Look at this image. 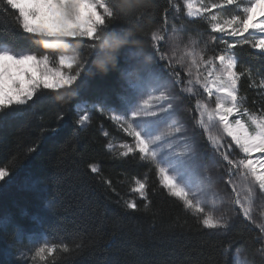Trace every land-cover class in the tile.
I'll return each mask as SVG.
<instances>
[{"label":"trees","instance_id":"obj_1","mask_svg":"<svg viewBox=\"0 0 264 264\" xmlns=\"http://www.w3.org/2000/svg\"><path fill=\"white\" fill-rule=\"evenodd\" d=\"M173 3L153 0L114 22L109 31L127 39L111 61L101 67L85 48L74 92L46 90L0 123V168L9 171L0 181V264H235L233 249L249 264H264V236L242 214L222 233L206 229L201 216L162 187L153 164L141 162L138 154L121 158L108 147L119 136L98 107H122L127 54L150 50L152 33L166 26ZM129 20L137 29L128 31ZM18 23V13L0 0V49L45 54L43 41L19 31ZM187 23L202 26L197 19ZM247 40L235 50L238 71L249 73L238 83L240 108L264 114V54ZM70 71L75 74V66ZM79 104L92 107L84 112L90 119L83 126L77 124ZM136 180L146 182L147 199L132 191ZM129 201L137 209H128ZM45 243L70 251L33 261Z\"/></svg>","mask_w":264,"mask_h":264},{"label":"snow or ice","instance_id":"obj_2","mask_svg":"<svg viewBox=\"0 0 264 264\" xmlns=\"http://www.w3.org/2000/svg\"><path fill=\"white\" fill-rule=\"evenodd\" d=\"M4 2L14 13H18V30L30 37H38L48 51L45 54L16 52L11 46L0 49V123L13 113L22 111L24 106H28L34 98L44 95L46 90L65 89L74 92L79 87L78 77L81 75L79 70L84 67V49L94 52L97 63L104 67L113 59L115 50L127 39L125 34L110 32V26L116 21L129 19L138 8L151 5L153 0H4ZM241 2L242 0H223V4L211 5L212 9L217 10L224 6L237 7V14L223 19V22L220 15H210L207 22L210 24L211 33L220 34L213 39L219 40L224 48L219 54L206 56L205 42V48L199 52H186V55L191 57V66L187 70L190 79L186 91L189 96L194 95L195 86H198L209 98L215 97L214 108L208 102L196 100V111L199 112L196 124L208 133V142L226 162L229 175L233 174V169L239 170L244 192L233 184L232 203L238 206L239 213L245 220L252 221L254 189L258 187L259 191L264 193V171L261 170L264 169V156L255 159L252 157L254 152L264 154V115L245 110L243 115L248 116L250 124L241 119L230 120V117L234 113L237 116L241 115L242 98L239 96L238 83L244 76L249 75L247 71H238L239 58L235 50L248 43L245 33L249 35L264 33V20H257V17H264V0H248L243 7H239ZM185 3L189 18L200 17L202 12L209 11L203 6L193 11L192 0H185ZM129 22L131 25L129 32L137 29L136 22L130 20ZM225 37L236 39L229 41ZM171 39L175 54L179 49L180 38L174 33ZM152 40L155 48L157 43L165 40V36L160 31H154ZM85 41L92 43L86 44ZM251 47L264 54V38L257 39ZM135 55L139 57L143 54ZM148 58L152 59V56L149 55ZM159 59L163 61L170 58L161 53ZM181 63L183 57L177 59V64ZM200 65L207 69L203 78L199 75ZM73 66L76 68L75 74H71L70 71ZM192 66L197 68L194 78H191ZM171 75L175 78L173 83L184 84L180 73L174 68ZM126 80L131 94L124 101V114L111 117L132 139L131 144L120 145L125 149L120 153V157L138 154L141 162L154 163L162 187L170 196L179 198L185 209L201 215L203 218L199 222L204 228H229L227 221L205 213L204 204L195 199L198 192L193 191L191 180L185 178L188 169L199 165L196 164L193 145L183 135L184 126L171 121L175 111V105L171 102L174 97L170 94L171 90L166 87L165 79L156 74L152 66L141 63L134 71L126 73ZM260 88L264 90V77L261 78ZM136 97H140L138 103ZM89 119V114L80 115L77 124L83 126ZM165 120L171 121L167 132L156 134L160 124ZM217 124L227 137H231L243 158L232 159L229 150L224 147L222 137L211 134V129ZM166 136L184 142V149L170 156L163 155L160 145ZM108 147L111 148L112 145L109 144ZM34 150L29 149L30 152ZM90 167L93 172L98 171L94 165ZM7 177L9 171L0 168V181ZM205 179L210 181L211 177ZM146 187L145 181L136 180V187L132 191L147 199ZM126 207L137 209L138 206L129 201L126 202ZM259 228L264 233V224H260ZM58 250L68 253L70 248L62 245L58 249L56 245L48 246L45 243L35 250L32 259L35 261L39 257L40 260H44L45 256H51ZM20 255L22 257L24 254Z\"/></svg>","mask_w":264,"mask_h":264},{"label":"rangeland","instance_id":"obj_3","mask_svg":"<svg viewBox=\"0 0 264 264\" xmlns=\"http://www.w3.org/2000/svg\"><path fill=\"white\" fill-rule=\"evenodd\" d=\"M248 0H242L239 7H243ZM213 3L223 4V0H192L193 11L196 9H201L202 6L209 9L208 12H202V16L189 18L187 16L188 9L186 7L185 0H174L173 10L171 15L167 18L168 21L166 26L158 31L165 36V40L156 44V47L152 46L148 52L132 51L130 50L126 57V68L124 70V85L126 89L127 97L131 94V89L128 86L126 80V73L128 71H134L140 66L141 63H146L152 66L155 73L162 76L166 81V87L170 89V94L174 97L171 101L175 105L174 114L171 117V121H176L180 125L184 126L183 135L187 138L188 142L193 145V153L196 158V164L199 167L193 166L186 172V179H190L193 191L198 192L195 199L199 200L205 206V213L214 216L217 219H223L230 225L237 217L239 213L238 206L232 203L234 194L232 192V185L236 184L241 192H244V185L242 179L239 175L238 169H233V174L230 176L228 172V167L226 162H224L220 155L213 149V147L208 142V133L196 124V120L199 119V112L196 111V100L200 99L202 101L208 102L211 107H215V97L209 98L207 93L203 92V89L196 87V92L194 95L189 96L187 94V82L190 77L187 75V70L191 66V57L186 55L188 51L199 52L201 49L205 48V42H207V49L205 50L206 56H211L219 54L224 45L220 43L219 40H214V36H219L220 34L211 33L210 24L207 22L211 14L220 15L223 19L230 18L231 14H237V7L234 6H224L222 9H212L211 5ZM258 11V9H257ZM242 14V13H241ZM197 19L202 26L199 28H193L188 23L187 20ZM251 31V30H250ZM176 34L180 38L179 49L173 51L172 36ZM245 37L252 38L253 43L260 38H263L259 33H253L249 35L245 33ZM225 39L232 41L236 38L225 37ZM242 39V38H240ZM2 47L1 49H3ZM255 52L260 53L258 49H254ZM135 53H142L143 55L137 56ZM163 54L170 59L161 61L159 55ZM149 55L152 59H149ZM183 57V63L177 64V59ZM219 62H217L218 66ZM172 65L173 67H169ZM175 71L180 73L181 79L184 81L183 85L173 83L174 77L171 72ZM207 69L204 65H200L199 75L201 78L206 74ZM192 73L194 78L197 74V68L192 66ZM262 90V89H261ZM264 93V90H262ZM146 98V97H145ZM140 97H136V102H139ZM87 108H92L85 106L84 104H79L77 106V111L80 115H84ZM98 109L105 114V116L114 124L116 132L119 137L115 140H110L109 144L112 145L110 148L120 154L125 149L121 148L120 145L123 143L131 144L132 139L128 137L126 133L117 125L111 117L113 115H123L124 114V101L120 109L114 108H103L98 107ZM241 115L237 116L235 113L230 117V120L241 119L243 122L249 123L247 115H243L244 111L240 108ZM130 115V113H128ZM257 115H264L258 113ZM169 120L163 121L156 134H165L167 132L168 124L171 122ZM198 132H202V136L205 138V142L202 141V136ZM212 135H220L224 141V147L229 150V155L234 160H239L243 158V154L236 148L235 144L231 141V137H227L217 124L211 129ZM169 144L171 147H169ZM163 149V155L170 156L174 152H179L184 149V142L177 140L175 137H165L160 145ZM264 156L259 152H254L252 154L253 159L257 157ZM151 163V162H148ZM153 164L155 167L156 165ZM164 166V165H162ZM259 168V165H257ZM264 171V169H261ZM205 177H211V180H206ZM160 180V178H159ZM254 196L252 197V217L253 220L250 223L260 230L259 225L264 224V193L260 192L258 187L254 189ZM188 210V209H187ZM195 213L192 210H189ZM202 217V216H201ZM203 218V217H202ZM218 233H222L225 229H209ZM261 231V230H260ZM262 233V232H261ZM264 236V233H262ZM264 258V254L262 255ZM232 257L235 264H249L245 258L242 256L240 250L233 249Z\"/></svg>","mask_w":264,"mask_h":264},{"label":"bare ground","instance_id":"obj_4","mask_svg":"<svg viewBox=\"0 0 264 264\" xmlns=\"http://www.w3.org/2000/svg\"><path fill=\"white\" fill-rule=\"evenodd\" d=\"M257 20H264V17H257ZM259 35L264 38V33H259Z\"/></svg>","mask_w":264,"mask_h":264}]
</instances>
